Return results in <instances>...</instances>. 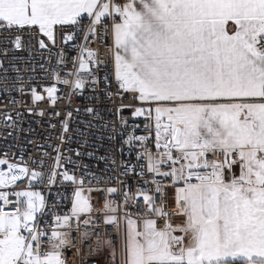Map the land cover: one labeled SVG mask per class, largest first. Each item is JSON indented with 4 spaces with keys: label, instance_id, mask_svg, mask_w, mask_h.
<instances>
[{
    "label": "snow or ice",
    "instance_id": "1",
    "mask_svg": "<svg viewBox=\"0 0 264 264\" xmlns=\"http://www.w3.org/2000/svg\"><path fill=\"white\" fill-rule=\"evenodd\" d=\"M0 94V264H264V0H0Z\"/></svg>",
    "mask_w": 264,
    "mask_h": 264
},
{
    "label": "built area",
    "instance_id": "2",
    "mask_svg": "<svg viewBox=\"0 0 264 264\" xmlns=\"http://www.w3.org/2000/svg\"><path fill=\"white\" fill-rule=\"evenodd\" d=\"M74 54V53H73ZM70 54V55H73ZM13 95H16L13 93ZM20 97L17 96V99ZM86 101L83 99H76L74 103L75 106H82ZM131 97H128L124 101V103H131ZM8 103L7 97L5 95L0 94V110H4V106ZM7 110H12L11 106H8ZM83 118V117H81ZM25 123L22 125L25 129L31 127L35 131L33 133H27V134H18L16 139H13L12 137H8L7 140L0 138V155H2L4 152H8L9 158L13 157V154H15L16 157H19L21 154H23V157L25 160H27L30 156L38 158L40 153L37 150V147L35 144H29V140H35L39 141L41 144H45V137L48 135L49 129L47 125L48 117H39V116H28L25 114L24 116ZM76 125L73 124V127ZM53 142H55V139L53 138ZM67 147V145L62 146ZM73 148H80L83 155L79 158L75 156L73 153V159L77 160L78 163L82 165H87L89 171H97L98 167L102 169L104 167V164L102 162H99L96 159L97 155L103 154L105 151V148L107 145L105 144L103 147H101L100 142L98 141H92L89 140V143L87 145H79L75 142L72 143ZM51 151L50 149H48ZM88 152H93L94 155L92 157H89L87 155ZM71 168L72 166L69 165ZM70 194V193H69ZM93 203H96L98 200L101 199L100 195L98 193H93ZM97 207H99V204H97ZM88 248L85 246V252H87ZM67 259L69 261V264H79V258L75 256L74 252L72 250L67 251ZM89 264H93L92 261H89Z\"/></svg>",
    "mask_w": 264,
    "mask_h": 264
}]
</instances>
